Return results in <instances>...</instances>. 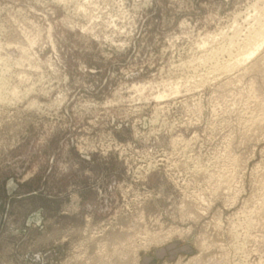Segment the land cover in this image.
Masks as SVG:
<instances>
[{
  "label": "rangeland",
  "instance_id": "374dc122",
  "mask_svg": "<svg viewBox=\"0 0 264 264\" xmlns=\"http://www.w3.org/2000/svg\"><path fill=\"white\" fill-rule=\"evenodd\" d=\"M263 11L0 0V264H264Z\"/></svg>",
  "mask_w": 264,
  "mask_h": 264
},
{
  "label": "bare ground",
  "instance_id": "6f19581e",
  "mask_svg": "<svg viewBox=\"0 0 264 264\" xmlns=\"http://www.w3.org/2000/svg\"><path fill=\"white\" fill-rule=\"evenodd\" d=\"M262 8H263V7H262ZM260 9H261V8H260ZM263 13H264V11H263ZM263 13H262V14H263ZM259 14H260V13H259ZM258 16H259V15H258ZM258 16H257V17H258ZM262 16H264V15H262ZM255 18H256V17H255ZM260 18H262V17L260 16ZM257 19H259V18H257ZM262 19H264V17H263ZM255 20H256V19H255ZM260 20H261V19H260ZM260 20H258L257 22L260 23V22L262 21V20H261V21H260ZM259 21H260V22H259ZM254 22H255V21H254ZM257 22H256V23H257ZM262 22H264V21H262ZM258 26H259V25H258ZM252 27H253V26H252ZM254 27H255V29H256V26H254ZM255 29H254V30H255ZM231 30H232V29H231ZM249 30H250V29H249ZM252 31H253V30H252ZM252 31H251V32H252ZM234 32H235V30H234ZM249 34H250V31H249L248 35H249ZM246 37H247V36H246ZM233 38H234V37H233ZM263 38H264V24H263V25H260V28H259V29H256L255 31H253L252 34H250V35L247 37V42H246V41H245V42L248 43V44H247L246 46H248V45H249V46H250V45L252 46L253 43H254V44H256V43L259 44V43H258L259 41H260V42H263ZM232 40H233V39H232ZM252 42H253V43H252ZM250 43H252V44H250ZM237 45H238V44H237ZM260 45H261V43H260ZM260 45H257V47H259ZM251 46H250V47H251ZM254 46H255V45H254ZM255 47H256V46H255ZM257 47L254 48L252 51L250 50V52L247 51L248 54L251 55V54L257 49ZM244 48H245V47H244ZM246 48H247V47H246ZM247 49H248V48H247ZM226 51H227V50H226ZM245 51H246V50H245ZM220 52H221V51H220ZM247 52H246V53H247ZM241 54H242V53H241ZM248 54H247V55H248ZM229 55H230V54H229ZM249 55H248V56H249ZM232 59H233V58H232ZM243 59H244V58H243ZM244 61H245V60H244ZM227 62H228V61H227ZM233 62H234V61H233ZM239 62H240V61H238L237 63H239ZM235 64H236V61H235ZM235 64H234V65H235ZM229 66H230V65H229ZM216 67H217V66H216ZM231 67H232V66H231ZM214 70H215V69H214ZM223 70H224V69H223Z\"/></svg>",
  "mask_w": 264,
  "mask_h": 264
}]
</instances>
